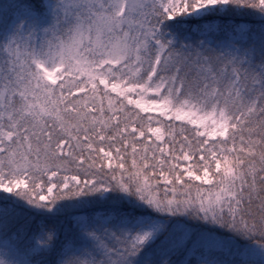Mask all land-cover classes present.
<instances>
[{"label": "snow or ice", "instance_id": "obj_1", "mask_svg": "<svg viewBox=\"0 0 264 264\" xmlns=\"http://www.w3.org/2000/svg\"><path fill=\"white\" fill-rule=\"evenodd\" d=\"M0 264H264V0H0Z\"/></svg>", "mask_w": 264, "mask_h": 264}]
</instances>
